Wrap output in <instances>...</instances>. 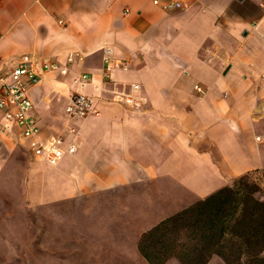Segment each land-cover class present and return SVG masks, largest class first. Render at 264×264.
Returning a JSON list of instances; mask_svg holds the SVG:
<instances>
[{
    "label": "crops",
    "instance_id": "crops-1",
    "mask_svg": "<svg viewBox=\"0 0 264 264\" xmlns=\"http://www.w3.org/2000/svg\"><path fill=\"white\" fill-rule=\"evenodd\" d=\"M105 49L119 64L111 80ZM74 52L82 60L68 62ZM25 54L40 75L29 96L41 135L72 139L76 151L50 166L11 128L0 133V174L23 164L28 207L51 222L39 239L72 264H149L143 233L242 175H264V0H190L169 12L151 0H0V87ZM111 90L141 101L114 102ZM78 92L99 115L67 118ZM215 259L224 264H207Z\"/></svg>",
    "mask_w": 264,
    "mask_h": 264
},
{
    "label": "trees",
    "instance_id": "trees-1",
    "mask_svg": "<svg viewBox=\"0 0 264 264\" xmlns=\"http://www.w3.org/2000/svg\"><path fill=\"white\" fill-rule=\"evenodd\" d=\"M249 174L178 213L140 237L138 249L149 264H264V189Z\"/></svg>",
    "mask_w": 264,
    "mask_h": 264
},
{
    "label": "built area",
    "instance_id": "built-area-1",
    "mask_svg": "<svg viewBox=\"0 0 264 264\" xmlns=\"http://www.w3.org/2000/svg\"><path fill=\"white\" fill-rule=\"evenodd\" d=\"M151 2L161 10L169 12L187 9L190 0H151ZM74 60L81 61L82 56L78 52L69 54L67 61L73 62ZM103 63L104 78L111 80L113 70L118 68L119 64L118 60L112 56L110 49L104 50ZM120 63V67L126 66L125 61H120ZM41 66L45 71L60 69L58 64L50 61L43 62ZM7 77V82L2 83L0 87V114L2 120L0 133L16 128L20 136L27 140L29 148L36 154L42 155L45 162L50 166L57 165L65 154H73L76 147L72 139L66 142L63 136L43 137L41 135L34 105L29 96L30 88L40 81V75L35 70L34 58L29 54L23 55L9 71ZM0 81L3 80L0 78ZM75 82L83 89L90 84L91 76L82 73L77 76ZM195 90L199 93L203 92V89L199 86H195ZM111 93L113 95L112 101L121 102L125 105L134 106L136 102L141 101L119 90H111ZM64 113L69 120H79L88 116L99 115L100 110L89 96L78 92L71 96L64 108ZM66 132L68 135L74 136L76 129L70 126Z\"/></svg>",
    "mask_w": 264,
    "mask_h": 264
},
{
    "label": "rangeland",
    "instance_id": "rangeland-1",
    "mask_svg": "<svg viewBox=\"0 0 264 264\" xmlns=\"http://www.w3.org/2000/svg\"><path fill=\"white\" fill-rule=\"evenodd\" d=\"M18 148L16 154L20 158L25 156L26 148L22 145ZM22 165L11 163L8 170L0 174V264H72L71 253L61 254L60 251L56 253L53 249L48 250L54 246L50 238L43 243L40 241V234L49 232L51 222L47 219L41 225L37 208L28 207L27 190H21L18 185ZM248 181L256 182L264 189V175L252 172ZM165 264L179 262L171 258ZM209 264L222 262L215 259Z\"/></svg>",
    "mask_w": 264,
    "mask_h": 264
}]
</instances>
